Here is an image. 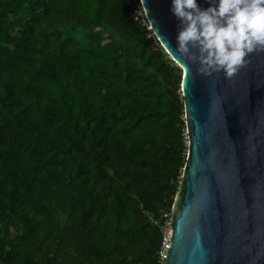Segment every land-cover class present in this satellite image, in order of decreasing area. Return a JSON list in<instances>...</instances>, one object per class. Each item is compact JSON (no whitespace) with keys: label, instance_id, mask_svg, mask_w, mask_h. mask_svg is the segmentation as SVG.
I'll return each instance as SVG.
<instances>
[{"label":"trees","instance_id":"trees-1","mask_svg":"<svg viewBox=\"0 0 264 264\" xmlns=\"http://www.w3.org/2000/svg\"><path fill=\"white\" fill-rule=\"evenodd\" d=\"M181 76L139 0H0V264H163Z\"/></svg>","mask_w":264,"mask_h":264},{"label":"water","instance_id":"water-1","mask_svg":"<svg viewBox=\"0 0 264 264\" xmlns=\"http://www.w3.org/2000/svg\"><path fill=\"white\" fill-rule=\"evenodd\" d=\"M139 2L182 72L187 154L163 264H264V50L231 78L199 74L176 51L181 25L171 0ZM210 2L198 0L202 8Z\"/></svg>","mask_w":264,"mask_h":264},{"label":"clouds","instance_id":"clouds-1","mask_svg":"<svg viewBox=\"0 0 264 264\" xmlns=\"http://www.w3.org/2000/svg\"><path fill=\"white\" fill-rule=\"evenodd\" d=\"M170 11L181 25L176 51L198 63L199 74L231 78L252 52L264 50V0H211L207 8L198 0H171Z\"/></svg>","mask_w":264,"mask_h":264},{"label":"built area","instance_id":"built-area-1","mask_svg":"<svg viewBox=\"0 0 264 264\" xmlns=\"http://www.w3.org/2000/svg\"><path fill=\"white\" fill-rule=\"evenodd\" d=\"M170 224L166 223V227L163 230V241L161 244V249H160V260L163 262L166 256V251L168 249L169 246V242H170Z\"/></svg>","mask_w":264,"mask_h":264}]
</instances>
